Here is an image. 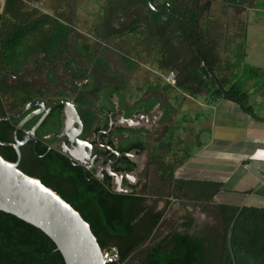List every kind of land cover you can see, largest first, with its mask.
<instances>
[{
    "label": "flooded vegetation",
    "instance_id": "flooded-vegetation-1",
    "mask_svg": "<svg viewBox=\"0 0 264 264\" xmlns=\"http://www.w3.org/2000/svg\"><path fill=\"white\" fill-rule=\"evenodd\" d=\"M84 1L88 3L75 2L66 13L55 14L56 20L69 27L71 40L65 46V53H55L52 60L41 54L30 59L17 74L4 70L1 78L5 80V88L12 98L20 99L19 104L0 101V118H9L34 102L44 105L29 108L15 120L7 119L11 127L7 130L11 138L8 143H15V132L19 141L25 135L29 137L19 147L18 168L59 195L69 197L74 193L76 179L81 177V184L92 185L104 195L141 198L154 175V149L158 147L157 152L165 158V140L176 111L168 116L169 92L163 74L141 84L127 74L147 63L156 65L160 51L168 53L171 24L177 19L179 24H176L181 26L182 17L170 0H145V5L144 0ZM81 13L87 15L86 19H81ZM79 22L84 25L82 30L77 28ZM146 31L151 34L147 44L121 41L133 33ZM120 34L126 36L115 37ZM128 65L133 68L128 70ZM155 83L159 84V90L149 91ZM56 101L67 104L56 106L32 134ZM40 110V114L19 128L23 120ZM137 117L151 121L137 128L121 125L123 120ZM15 161L16 158L10 162ZM52 168L59 171L58 177L50 175ZM148 200L153 204L146 205ZM154 203L147 198L143 205L153 214H163L144 244L137 248L147 231L146 221H137L131 241L122 243L125 249L134 248L131 257L157 244L164 252L172 253L178 235L197 237L201 231L193 215L184 213L177 225L167 224L165 218L166 205L177 203L183 211L192 206L201 211L198 202L171 199L168 204L164 202L162 209H156Z\"/></svg>",
    "mask_w": 264,
    "mask_h": 264
},
{
    "label": "trees",
    "instance_id": "trees-1",
    "mask_svg": "<svg viewBox=\"0 0 264 264\" xmlns=\"http://www.w3.org/2000/svg\"><path fill=\"white\" fill-rule=\"evenodd\" d=\"M124 2L125 0H120ZM130 3L136 2L129 0ZM37 0H4L0 15V101H14L19 104V96L12 98L1 78L4 70L17 74L30 59L39 55L52 60L55 53H65L69 39L67 24L56 20L50 14H40L38 8H30ZM145 5V0L143 1ZM182 17L171 24L169 33L170 50L160 51L157 56L156 70L165 77L173 76L174 83L166 84L169 92V114L177 110L170 103L179 91L193 95H204L209 103L219 100L235 104L244 114L254 118L249 105V96L244 89L235 84L226 87L222 73V58L219 48L224 39V31L218 27V19L207 20V15L216 5L222 10L228 7L240 11L246 4L242 0H170ZM62 11L61 2L57 1ZM213 6V8H212ZM64 12V10L62 11ZM225 12V11H224ZM221 12V14H224ZM236 15L239 13L235 12ZM225 15V14H224ZM237 16L236 18H239ZM66 21V20H65ZM240 29L244 33V29ZM140 35V36H139ZM133 33L127 40L131 44H147L151 37ZM126 34L115 37L123 38ZM77 41V40H76ZM160 46V45H159ZM132 65L127 69L131 70ZM159 84L149 88L157 92ZM256 119V118H255ZM263 122L264 120H258ZM9 121L0 122V141L8 143ZM168 147L166 145L165 149ZM154 149V175L146 185L145 196H117L97 192L92 185H83V179H76V189L64 198L90 225L91 231L102 250L114 247L119 259L113 264H264V208L239 207L238 205L214 204L213 199L221 194L223 185L214 182L183 180L175 177V171L185 161H179L176 155L165 160ZM166 154V152H165ZM0 156L14 161V151L0 146ZM59 171L50 170V175L58 177ZM155 203H170L171 199L186 202H198L201 211L213 220V228L201 229L197 237L187 234L175 238L172 253H166L155 247L131 257L134 248L125 249L122 243L131 241L136 222L146 221V233L137 248H140L163 212L153 211L143 205L147 199ZM0 264H65L54 243L40 230L0 212Z\"/></svg>",
    "mask_w": 264,
    "mask_h": 264
},
{
    "label": "rangeland",
    "instance_id": "rangeland-1",
    "mask_svg": "<svg viewBox=\"0 0 264 264\" xmlns=\"http://www.w3.org/2000/svg\"><path fill=\"white\" fill-rule=\"evenodd\" d=\"M61 2L62 11L64 13L69 11V6L75 2H84V0H37L36 3L30 4V8H38L40 14H50L55 16L58 12L59 4ZM246 4L240 11L228 7L222 10V5H216L212 10L205 15L208 20L218 19V27L224 31V39L221 43L219 51L222 58V73L220 76L225 77L227 82L226 87L235 84L237 88L246 90L250 95L259 94V97L264 96V0H242ZM88 3V2H87ZM89 7V4L86 5ZM4 1L0 0V15L2 14ZM82 7V5H81ZM91 11V8H88ZM60 11V10H59ZM225 11V12H224ZM224 12V14H221ZM239 15H236V13ZM84 13L80 14L81 19H86ZM240 16L239 18H236ZM82 21V20H81ZM84 27L82 22L77 24V28L82 30ZM244 29V33L240 35V29ZM130 79L140 84L144 80H154L160 76L153 63L144 64L143 67H138V70L130 71L127 74ZM167 77L164 76L163 81ZM206 94L193 95L187 91H179L176 98L170 99V103L176 108V112L171 119V126L169 128L168 137L165 140V160H170L173 155L179 161H191L200 152L203 146H208L211 149H216L212 146V132L210 130V121L214 116L215 104L209 103V98H204ZM257 97V95H256ZM261 99V98H260ZM260 99L251 100V103H259ZM254 105V104H253ZM257 105V104H256ZM206 124V125H205ZM223 128L235 130V125L230 127L222 121ZM222 128V129H223ZM200 141L202 146L199 144ZM190 169H197L198 171H206L209 173L227 174L229 167L219 163H206L204 161L195 159L193 163L188 165ZM175 177L182 179L184 177L181 168L175 171ZM234 181L232 180V183ZM232 183L228 186L232 187ZM237 199V197L230 195H221V200ZM261 198V195L256 196ZM153 204L148 200L146 205ZM164 202L154 203L156 209H162ZM168 208L165 218L167 224L177 225L182 221L184 213L193 215L196 218V223L199 228L206 227L213 228L214 222L210 217L202 211H198L199 207L188 208L183 211L182 207L177 203H173ZM186 214V215H187ZM170 222V223H168Z\"/></svg>",
    "mask_w": 264,
    "mask_h": 264
},
{
    "label": "water",
    "instance_id": "water-1",
    "mask_svg": "<svg viewBox=\"0 0 264 264\" xmlns=\"http://www.w3.org/2000/svg\"><path fill=\"white\" fill-rule=\"evenodd\" d=\"M149 1V0H148ZM67 104L65 101H56L42 116L41 121L56 106ZM42 103L34 102L25 106L17 114L9 118H0V122L7 119L15 120L25 111ZM28 116L19 124L21 128L33 116ZM146 117L123 120L121 125L126 128H137L142 123L150 122ZM29 139L24 136L23 141L14 135V144L3 143L0 146L12 147L16 154V161L10 162L0 156V212L11 215L18 220L40 230L56 246L65 264H105L102 260V249L91 231L90 225L81 215L57 192L45 186L39 179L23 173L19 168V147ZM114 179L116 176L109 174ZM119 185L117 183L115 186ZM118 192L117 189H115Z\"/></svg>",
    "mask_w": 264,
    "mask_h": 264
},
{
    "label": "crops",
    "instance_id": "crops-1",
    "mask_svg": "<svg viewBox=\"0 0 264 264\" xmlns=\"http://www.w3.org/2000/svg\"><path fill=\"white\" fill-rule=\"evenodd\" d=\"M246 93L249 96V105L254 118L244 114L235 104L226 101L219 100L211 104H215V109L209 128L213 136L212 146L215 145L216 149L203 146L193 160L186 161L182 165L184 175L182 179L222 184L223 191L213 199L216 205L264 208V123L258 121L264 120V96L250 95L247 91ZM256 98H261L259 103H251V100ZM222 121L228 127L235 125V130L238 132L217 124ZM198 142L202 146V143ZM195 159L206 163L223 164L230 169L224 175L190 169L188 165ZM231 183L232 187L228 188ZM224 194L237 197V199L221 200L220 196ZM258 195H261V198H256Z\"/></svg>",
    "mask_w": 264,
    "mask_h": 264
},
{
    "label": "built area",
    "instance_id": "built-area-1",
    "mask_svg": "<svg viewBox=\"0 0 264 264\" xmlns=\"http://www.w3.org/2000/svg\"><path fill=\"white\" fill-rule=\"evenodd\" d=\"M166 81L168 83L173 82V76L170 75L167 77ZM119 259L118 251L114 247L107 248L105 250H102V260L105 262V264H113L116 263Z\"/></svg>",
    "mask_w": 264,
    "mask_h": 264
}]
</instances>
